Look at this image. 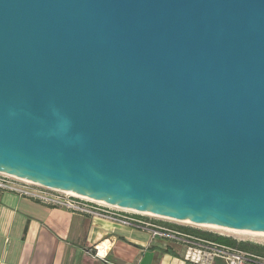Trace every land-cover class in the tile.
I'll list each match as a JSON object with an SVG mask.
<instances>
[{"label":"water","instance_id":"1","mask_svg":"<svg viewBox=\"0 0 264 264\" xmlns=\"http://www.w3.org/2000/svg\"><path fill=\"white\" fill-rule=\"evenodd\" d=\"M0 172L264 233V0H0Z\"/></svg>","mask_w":264,"mask_h":264},{"label":"crops","instance_id":"2","mask_svg":"<svg viewBox=\"0 0 264 264\" xmlns=\"http://www.w3.org/2000/svg\"><path fill=\"white\" fill-rule=\"evenodd\" d=\"M148 225L153 230L187 234L156 223ZM243 244L264 252V247ZM186 250L183 242L149 230L0 191V264H200L187 260ZM206 264L226 263L215 259Z\"/></svg>","mask_w":264,"mask_h":264},{"label":"built area","instance_id":"3","mask_svg":"<svg viewBox=\"0 0 264 264\" xmlns=\"http://www.w3.org/2000/svg\"><path fill=\"white\" fill-rule=\"evenodd\" d=\"M0 191L17 194L47 207L59 208L92 218H101L138 229L149 230L154 235L161 234L172 239H177L187 247V260L194 263L206 264L213 262L215 259H221L226 264H264L263 259L238 248L221 245L213 241H207L196 236L178 232L163 229L153 230L148 223L137 218L138 216H128V210L108 206L101 202L43 187L32 182L28 183L24 179L22 180L21 178L1 172ZM96 249L100 253L99 248L97 247ZM98 253L97 255H99Z\"/></svg>","mask_w":264,"mask_h":264},{"label":"rangeland","instance_id":"4","mask_svg":"<svg viewBox=\"0 0 264 264\" xmlns=\"http://www.w3.org/2000/svg\"><path fill=\"white\" fill-rule=\"evenodd\" d=\"M127 215L133 216V217L142 216V218H145V220L148 223H156V224H159L160 226H163V227L185 228V229H188L192 232H198V233H202V234H211L214 237H217V236L227 237V238H231L232 240L237 241L238 243L254 244L257 246L264 247V237L263 236H258V235L249 234V233H232V232H227L224 230H215V229H211V228H204V227H199V226H195L192 224L177 222V221L162 218V217L149 216L147 214H140L139 213L137 215V213H133L131 211H128Z\"/></svg>","mask_w":264,"mask_h":264},{"label":"trees","instance_id":"5","mask_svg":"<svg viewBox=\"0 0 264 264\" xmlns=\"http://www.w3.org/2000/svg\"><path fill=\"white\" fill-rule=\"evenodd\" d=\"M177 229H179L182 232H185L187 234L192 233V234L196 235V237L207 240V241H213V242L221 244V245H226V246L238 248L240 250L252 253L261 259H264V252L261 249H254V248L249 249V247L247 245H245L243 243H238L237 241L232 240L231 238L222 237V236L214 237L211 234H202V233H198V232H192V231L185 229V228H177Z\"/></svg>","mask_w":264,"mask_h":264},{"label":"bare ground","instance_id":"6","mask_svg":"<svg viewBox=\"0 0 264 264\" xmlns=\"http://www.w3.org/2000/svg\"><path fill=\"white\" fill-rule=\"evenodd\" d=\"M25 181L28 182V183H31V182H29L27 180H25ZM66 193L72 194V195H75V196H79V195H76V194H73V193H70V192H66ZM79 197H83V198H86V199H90V198H87V197H84V196H79ZM90 200H92V199H90ZM104 204H106V203H104ZM106 205L119 208V207L114 206V205H111V204H106ZM120 209H122V208H120ZM122 210H126V209H122ZM128 211L135 212V213H138V214L140 213V214H147L149 216H155L153 214L145 213V212H139V211H134V210H128ZM174 221L182 222V223H187V224H192V225L199 226V227H204V228H211V229H215V230H224V231L232 232V233H249V234H254V235H258V236H263L264 237V233L238 231V230L228 229V228H224V227L217 226V225H211V224H195V223H191V222H187V221H181V220H174Z\"/></svg>","mask_w":264,"mask_h":264}]
</instances>
